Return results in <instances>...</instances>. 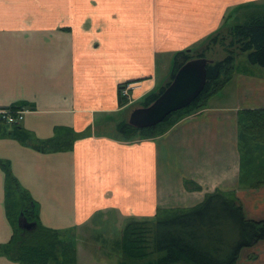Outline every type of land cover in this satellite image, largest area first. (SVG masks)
I'll return each instance as SVG.
<instances>
[{
  "label": "crops",
  "instance_id": "obj_1",
  "mask_svg": "<svg viewBox=\"0 0 264 264\" xmlns=\"http://www.w3.org/2000/svg\"><path fill=\"white\" fill-rule=\"evenodd\" d=\"M256 8L264 0H0V108L23 109L16 125L30 135L21 141L10 134L16 125L0 121V160L44 226L88 238L108 222L197 206L217 189L234 192L247 218L264 219V185L240 186L238 148L239 111L264 108V65L234 76L229 102L216 94L156 138L106 132L169 80L176 52L202 47ZM73 134L70 149L34 147ZM13 233L0 166V244ZM0 264L20 263L0 256ZM238 264H264V239L242 249Z\"/></svg>",
  "mask_w": 264,
  "mask_h": 264
},
{
  "label": "trees",
  "instance_id": "obj_2",
  "mask_svg": "<svg viewBox=\"0 0 264 264\" xmlns=\"http://www.w3.org/2000/svg\"><path fill=\"white\" fill-rule=\"evenodd\" d=\"M217 47L223 50L225 57L213 59L214 62L207 65L206 86L190 106L173 112L164 122L149 128H137L129 124L128 118H123L116 125L118 134L125 140L156 138L182 119L206 108L209 100L237 73L246 70L236 64L241 54H248L250 65H264V10L256 8L241 23L208 36L202 47L176 52L169 80L158 90L147 94L139 106L150 105L184 63L196 57H207V53L218 50ZM125 84L119 87L120 107L129 101L122 94ZM10 108L12 111L18 109ZM10 134L24 142L30 140L29 133L20 125H16ZM75 139L74 134L68 139L56 136L35 143L34 147L66 150L72 147ZM238 148L241 157L240 186L257 188L264 185V108L239 111ZM0 166L6 174V209L14 228L11 239L0 244V256L20 264H77L74 236L70 232L44 226L39 220L38 204L21 187L9 162L0 160ZM21 213L36 225L31 229L21 228L18 224ZM262 239L264 219L247 218L234 192L217 189L208 193L197 206L158 209L151 217L127 219L114 243L113 253L115 264H238L242 249Z\"/></svg>",
  "mask_w": 264,
  "mask_h": 264
},
{
  "label": "water",
  "instance_id": "obj_3",
  "mask_svg": "<svg viewBox=\"0 0 264 264\" xmlns=\"http://www.w3.org/2000/svg\"><path fill=\"white\" fill-rule=\"evenodd\" d=\"M213 59L196 57L184 63L175 73L170 84L148 106L131 111L128 122L137 128H149L164 122L173 112L190 106L202 93L207 83V65ZM18 224L31 229L36 222H29L21 213Z\"/></svg>",
  "mask_w": 264,
  "mask_h": 264
},
{
  "label": "rangeland",
  "instance_id": "obj_4",
  "mask_svg": "<svg viewBox=\"0 0 264 264\" xmlns=\"http://www.w3.org/2000/svg\"><path fill=\"white\" fill-rule=\"evenodd\" d=\"M237 23H239V22H237ZM235 24L236 23H233V24L229 25V27L232 25H235ZM217 49L218 50H216V51H209L207 53V57H209V59H222V58H224L225 53L223 52V50H221L220 47H217ZM237 63L243 69H245V68L247 69L248 67H252L249 64L250 60L248 58V54H241L239 57H237L236 64ZM162 71L163 70L160 69L159 74ZM232 89L233 88H232L231 84L224 87L221 90V92H219L220 93V96H219L220 101L229 102L230 99H228V97H231V98L234 97V91ZM222 97H224V98H222ZM139 105H140V102L132 105L129 109V113H131V110L133 111V109L140 107ZM129 113H127V115H125L123 118L129 119V116H130ZM114 119L117 120V117H115ZM110 124H111L110 126L106 127L107 128L106 132L111 133V134H118L119 132L117 131V128L112 125L113 123L111 122ZM98 130H102V128L99 127ZM121 228L122 227L118 226L117 224L112 225V222H108L106 225H103V226L97 228L95 235L88 236V238H86L85 235L79 236V234H75L74 231H70L72 229H68V230L61 229V231H64V233L70 232L69 234L74 236L76 243L78 244V246H80V254L78 257L79 262H77V264H91L94 261V259H95V261L96 260H100V261L105 260V262H108V261L113 262V260L115 259V254L113 253V246H114L115 240L117 238H119V236L121 235ZM90 260H92V261H90Z\"/></svg>",
  "mask_w": 264,
  "mask_h": 264
},
{
  "label": "built area",
  "instance_id": "obj_5",
  "mask_svg": "<svg viewBox=\"0 0 264 264\" xmlns=\"http://www.w3.org/2000/svg\"><path fill=\"white\" fill-rule=\"evenodd\" d=\"M129 85H125L122 89V94L129 98ZM24 110L15 109L14 111L11 108H0V121L9 123V124H20L24 119Z\"/></svg>",
  "mask_w": 264,
  "mask_h": 264
}]
</instances>
